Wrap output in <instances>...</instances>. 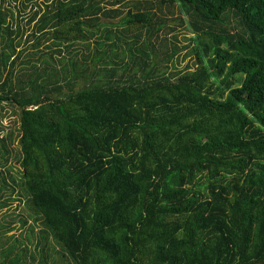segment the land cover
<instances>
[{
    "label": "trees",
    "instance_id": "trees-1",
    "mask_svg": "<svg viewBox=\"0 0 264 264\" xmlns=\"http://www.w3.org/2000/svg\"><path fill=\"white\" fill-rule=\"evenodd\" d=\"M8 1L0 213L43 229L0 264H264V0Z\"/></svg>",
    "mask_w": 264,
    "mask_h": 264
},
{
    "label": "rangeland",
    "instance_id": "rangeland-1",
    "mask_svg": "<svg viewBox=\"0 0 264 264\" xmlns=\"http://www.w3.org/2000/svg\"><path fill=\"white\" fill-rule=\"evenodd\" d=\"M5 1L10 2L8 0H4V3H5ZM120 16L122 17L123 15L121 14ZM29 29H30V26L27 29H24L25 31L23 33V38H21L22 43H21L20 48L21 49L25 48V50H26V52L24 53V56L21 59V62H27L28 60L34 61V60L38 59V57H39L38 56L34 59L27 57L28 55H30V53L33 52V49L31 47H29L33 43V38L26 40L24 37V35H27L26 33L28 31H30ZM180 34H182V33H180ZM181 37H182V35L178 36V38H176V39H178L176 41V43L178 45H183L185 43V42L179 41V40H181ZM123 42H125V41L122 40L121 42L118 43V50H119V52L124 53V55L126 56L128 51L125 50ZM140 44H141V42H140ZM137 46H139V45H137ZM142 49L143 48L136 47V45H134V47L131 49V51L134 53V55H132V52H131V55L137 59H140L142 57L141 52H140ZM44 51L49 52V50H45V49H44ZM184 53H185V51L178 53L177 57L174 59L175 61L172 62V64L174 66H176V68H178V69H182L185 66L186 62L189 64V66L191 65L190 60H192V58L189 59L190 58L189 56H186V57L183 56ZM21 67L23 68V69H21L22 73H25V72H26V74L29 73L28 67H26V66H21ZM170 71H171V68H170ZM241 78L242 77L239 76L238 79L241 80ZM21 79L24 80V79H26V77H22ZM4 165L5 164L0 163V172L3 173L2 175H0V188H3V187H1V184H2L1 178H4L6 180V182L9 184V187H8L9 189H6L7 191L3 192L2 198H7L8 195L10 194L9 190L13 189L14 192L12 194V198L18 199L17 197H19L18 195L20 193V187H19L20 180H19V172L17 174L16 171H18L19 169L12 160H10V163L8 164V166L3 167L4 169H2L1 167ZM27 213H28L27 210L23 208V204H21V203L19 204L18 209L15 212L12 210H9V211L3 212L2 214L0 213V249H1V245H2V248L7 250L9 248L10 244H13V243L15 244L14 240H17L19 243H21L20 246H24V248L26 250V254L31 255L36 259L37 255L35 253H33L32 248H33V245L37 241L39 230L43 229V227L42 226H40V227L32 226L31 228L33 230H32V233H30L28 228H27V225H29V224L32 225V223H31L30 218L27 216ZM4 214H5V216H3ZM21 219H25L27 221V224L23 225L22 227L19 226V221ZM44 231L49 233V231L46 228H44ZM50 243H52V242H50ZM53 248H54L53 249L54 252H59V250L56 248L55 245H53ZM18 255L20 256L21 253L20 252L16 253L17 258H18ZM17 258L14 261L9 262V260H8L7 262L12 263V264H21L22 263L21 261H20V263H16ZM54 259H55L56 264H58V262L61 261L60 255H56ZM31 264H36V261L34 260V262H32Z\"/></svg>",
    "mask_w": 264,
    "mask_h": 264
},
{
    "label": "crops",
    "instance_id": "crops-1",
    "mask_svg": "<svg viewBox=\"0 0 264 264\" xmlns=\"http://www.w3.org/2000/svg\"><path fill=\"white\" fill-rule=\"evenodd\" d=\"M120 10L122 11V14L124 15L127 11H128V9L126 8V9H122V8H120ZM119 17V16H118ZM121 17V16H120ZM113 21H115V20H113ZM116 22V21H115ZM120 22V21H119ZM112 28H114L113 26H112Z\"/></svg>",
    "mask_w": 264,
    "mask_h": 264
}]
</instances>
